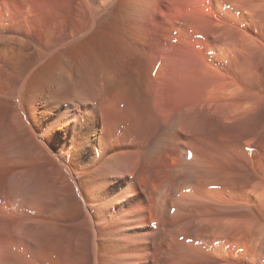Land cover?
Masks as SVG:
<instances>
[{"label":"bare ground","instance_id":"1","mask_svg":"<svg viewBox=\"0 0 264 264\" xmlns=\"http://www.w3.org/2000/svg\"><path fill=\"white\" fill-rule=\"evenodd\" d=\"M111 1L0 0V264H264V145H207L264 107L232 73L264 60V0H123L108 35ZM174 58L201 80L178 101Z\"/></svg>","mask_w":264,"mask_h":264},{"label":"rangeland","instance_id":"2","mask_svg":"<svg viewBox=\"0 0 264 264\" xmlns=\"http://www.w3.org/2000/svg\"><path fill=\"white\" fill-rule=\"evenodd\" d=\"M121 1H123V0L111 1L112 2V3H110L111 6L110 5H109L110 7L108 6V14H107V18L105 21L106 23L104 24L106 27L103 26V30L106 28L104 31L107 30L106 32L108 33V35H110L111 33H112L111 35H113L115 32L116 33L120 32L128 23V19H129V14L127 12L128 8L124 6V5H126L125 4L126 2L123 1L124 2V4H123V2L121 3ZM120 4H122V5H120ZM166 4H167L166 6L165 5L164 6L163 5L157 6L156 5L157 6L156 9L158 11L159 16H158V18L157 17L155 18L156 24L154 25V32H159L160 34H162V37L169 38L167 43L169 44V42H170L169 40H171L170 44H172V46L174 45L173 47L176 48V46H177L176 44L181 43L180 39L176 37L177 35L179 36V32L177 30L172 31V27H167L168 26L167 24L171 21L169 12L171 9L170 6H172V5L170 4V2H166ZM153 20H154V18H153ZM116 29H118V30H116ZM195 54H196V57L198 58V60H200V58L203 60V57L201 56V54H199V53H195ZM199 55H200V58H199ZM174 59H176V58H174ZM174 59H173L174 62L172 63V66H171V71H173V72H171V74H173L172 78H174L176 76L174 79H172L175 82L173 83V81H172L173 84L172 83L166 84V86L163 87V89H162L163 95H161V98H163L164 100L166 97L167 98L169 97V98L173 99V101H175V100L178 101L179 99H181L182 96H187L189 93H192L193 91H195L201 82V80L198 78V71L194 67L192 62H190L188 64V66L183 67L181 65L179 66L180 62H177L178 59H176V60H174ZM262 59H264V58H262ZM263 64H264V60H262V61H256L255 60L253 62L254 66H252V68H249V69L244 68L243 70H242V68H239V70L233 69L232 73L234 72L233 74L235 75L238 82L241 80L245 86H246V84L250 83V85L252 87H254V89H256L257 91H260V89H262L260 87L264 83V74L262 75V73H261V69H262L261 65H263ZM246 80H247V83H246ZM181 92H183L184 95ZM263 92H264V88H263ZM177 95H179L180 98H179V96L177 97ZM239 117H241V118H239ZM239 117H236L237 119L233 118L232 120L231 119L230 120H223L221 118L220 119L218 118V120H216L217 123H215V126L209 132V135H208L209 141H207L208 148L209 147L212 148V145H213V148H215V146H216V148H226V146H227V148H236V147L237 148H263L262 145H264V136H262V135L257 134L255 136V139H256L255 142L251 143V144H247L248 146L245 143H240V142H242V140L245 139L246 137L252 136V134H253L252 130L256 129L258 123L260 122L259 120H262V118L264 117V107H260V109H258L255 112V115H253L252 117H249V116H245V117L239 116ZM260 117H262V118L259 119ZM239 130H240V132L238 133ZM243 130L244 131L246 130V131L244 132ZM246 132H248V133H246ZM211 134H212V136H211ZM225 136L227 138L226 141H224ZM217 137H219V138H217ZM214 139H216V140H214ZM219 140H221V141H219ZM238 140H241V141H238ZM208 142H210L212 145L210 143L208 144ZM252 144H254V145H252ZM259 146H261V147H259Z\"/></svg>","mask_w":264,"mask_h":264}]
</instances>
